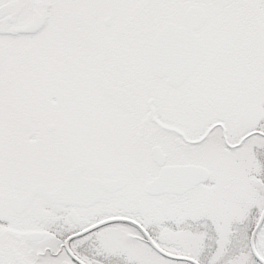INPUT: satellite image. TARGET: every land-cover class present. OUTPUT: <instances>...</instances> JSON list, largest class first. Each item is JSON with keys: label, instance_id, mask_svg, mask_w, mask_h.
Wrapping results in <instances>:
<instances>
[{"label": "snow or ice", "instance_id": "obj_1", "mask_svg": "<svg viewBox=\"0 0 264 264\" xmlns=\"http://www.w3.org/2000/svg\"><path fill=\"white\" fill-rule=\"evenodd\" d=\"M0 264H264V0H0Z\"/></svg>", "mask_w": 264, "mask_h": 264}]
</instances>
